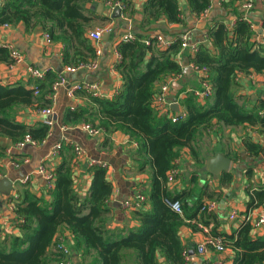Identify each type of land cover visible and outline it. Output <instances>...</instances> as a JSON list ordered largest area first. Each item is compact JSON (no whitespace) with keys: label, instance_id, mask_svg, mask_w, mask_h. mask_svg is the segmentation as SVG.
I'll use <instances>...</instances> for the list:
<instances>
[{"label":"trees","instance_id":"trees-1","mask_svg":"<svg viewBox=\"0 0 264 264\" xmlns=\"http://www.w3.org/2000/svg\"><path fill=\"white\" fill-rule=\"evenodd\" d=\"M92 1L2 0L0 27L22 24L26 31L40 27L52 41L62 44L63 63L75 66L95 59L96 48L86 34L92 14L85 6ZM101 1L105 4L116 0ZM184 1L196 19L211 6V0ZM243 1L226 0L223 6L237 11ZM124 5L122 13L132 15L130 0H124ZM180 5L179 0H145L139 12L138 30L133 33L135 40L120 41L115 48L120 56L115 70L121 77L117 95L92 98L77 91L76 96H85L86 104L68 108L62 118L64 126L89 124L98 129L104 137L102 149L110 145V137L116 133L136 145L130 157L134 168L139 172L149 171V182L141 187L147 205L131 213L137 226L107 228L111 211L108 202L113 193L107 168L101 164L84 165L91 173V183L87 196L80 197L74 189V144L60 142L55 158L61 160L50 173L51 181H46L45 194L49 200L33 196L26 185L16 191L15 200L10 198L15 216L13 225L18 234L0 236V264H57L64 257L54 250V242L58 234L64 233L69 236L71 253L80 256L81 264H125L129 260L134 264H187L188 251L179 237L180 227L184 220L198 221L200 213L201 218L213 216L202 210L203 190L195 198L191 192H171L168 172L177 167L175 161L183 149L189 150L194 159L198 158L203 135L240 126L264 135V102L252 105L248 99L236 95L239 74H264V46L253 39L251 25L240 12L231 27L224 23L212 25L207 31L209 45H200L191 54L181 48V35L161 48L156 38L149 36L152 27L160 21L182 23ZM185 58L200 72L199 82H206L211 94L200 101L193 92H184L178 100L183 116L173 122L153 106L159 91L156 85L182 75L181 60ZM9 62L7 48L0 45V64ZM56 78V74L46 73L45 80L36 84L38 96L34 95V89L19 84L0 85V136L15 145L26 135L34 146L47 139L49 126H24L12 116L20 108L33 106L41 110L52 106L51 85ZM252 138L247 136L242 146L250 156L257 157L263 148ZM222 180L229 183L231 176L225 173ZM196 182L197 177L192 175L190 183ZM188 198L192 200L190 206L186 202ZM164 200L179 202L182 215L172 211ZM257 208L264 209V188L250 194L247 210ZM216 231L214 227L212 236L223 238L232 251V264H264V237L253 236L256 229L251 221H243L231 236Z\"/></svg>","mask_w":264,"mask_h":264},{"label":"crops","instance_id":"crops-1","mask_svg":"<svg viewBox=\"0 0 264 264\" xmlns=\"http://www.w3.org/2000/svg\"><path fill=\"white\" fill-rule=\"evenodd\" d=\"M179 1L182 23L167 24L160 21L152 27L149 36H161L165 40H173L176 36L185 34L189 47L186 52L191 54V47L198 48L200 45H209L207 31L212 25L224 23L231 27L236 20V14L242 12L244 19L251 25L253 39L264 46V0H254L251 10L247 12L243 11L241 7L237 11L225 8L223 2L226 0H211L206 17L200 20L190 12L184 0ZM144 2L145 0H130L134 12L132 15H124L121 12L119 18H113L114 12L110 17L106 5L101 0L88 3L85 9L92 14V21L89 24L87 36L95 29L105 26H110L112 31L109 34H103L101 41L97 44L88 37L91 44L100 51L97 68L71 74L65 72L62 44L53 41L52 44L47 45L43 37L45 32L40 27H35L30 31H26L22 24L0 27V43L12 45L24 55L25 60L24 64L11 71H8L4 64H0L1 86L12 87L19 84L32 90L38 82L28 77L25 71L26 66H33L40 71L53 73L57 76L63 74L66 79L63 90L57 92L52 106H50L52 107L50 115H43L33 106H29L18 109L12 116L16 123L28 127L44 124L45 120L52 121L50 133L41 145L28 144L27 147L25 146L19 151L10 139L0 136L1 238L8 234H18V230L13 225L15 216L10 209V198L16 194L18 189H21L22 185H26L27 190L33 196L49 200V196L45 194L46 178L39 170L43 168L46 173L53 172L61 159L52 157L51 152L53 146L59 142H71L84 151L81 165L74 168V189L80 197L87 196L91 183V173L84 169V165L91 163L107 166V177L113 188L112 196L108 202L111 211L108 214L107 228L129 229L137 226L131 212H126L121 207L123 202L133 196L138 187L143 188L144 185L146 187L149 182V171H137L131 161L130 157L136 150V145L123 134L116 133L110 137V145L105 147L106 149H102L101 144L104 138L102 135L90 137L77 128L80 125L77 127L64 126L62 118L68 108L83 106L87 102L85 96L69 95V90L74 86L98 84L107 98H112L113 92L119 90L121 77L114 68L115 48L121 41L122 35L133 34L138 30L136 25L140 20L139 12ZM207 42L208 44H206ZM181 65L183 73L179 79L170 82L168 93L169 98L177 100V102L184 92L199 88L200 83L198 73L186 58L181 60ZM160 83L156 85V88H159ZM236 95L241 99H248L252 105L264 102V74L251 75L250 77L240 75L236 85ZM171 111L172 114L179 115L183 109L178 104V111ZM54 124L57 125V129ZM247 136L253 137L252 139L263 148V152L257 157L250 156L243 149L242 142ZM90 150L93 155L99 157V161L88 158ZM216 154H222L230 160V167L225 172L231 176L229 183L222 180V175L225 173L212 176L205 170V161L213 158ZM102 158L106 159V162ZM178 159L177 168L180 177L174 183H168L169 190L173 193L191 192L194 198L203 190V202L206 200L216 202V212L212 214V219L201 218L200 213L196 218L198 221L184 220V225L179 229V237L188 251L187 264H232L230 259L232 251L229 248L224 254L209 251L199 255L196 252V246L205 237L212 236L214 227L217 228L218 234L231 236L243 222L245 216H256L262 211V208L247 210V203L252 192L264 188V135L251 128L241 126L222 128L210 135H203L199 141L197 159H194L187 149L181 151ZM10 166L14 168V172L10 170ZM11 174L14 176L13 179ZM192 175L197 177V182L194 185L190 183ZM5 179L12 182L10 195L5 193ZM121 197H123L122 201ZM186 202L190 206L192 200L188 198ZM231 212L237 214L234 221L229 220ZM200 220L208 222V225H203ZM64 234L66 238L69 237L67 233ZM253 236L264 237V228L256 230ZM66 245L70 248L69 238L66 239ZM71 264H81L80 256L76 252L71 253ZM125 264H134V262L129 260Z\"/></svg>","mask_w":264,"mask_h":264},{"label":"built area","instance_id":"built-area-1","mask_svg":"<svg viewBox=\"0 0 264 264\" xmlns=\"http://www.w3.org/2000/svg\"><path fill=\"white\" fill-rule=\"evenodd\" d=\"M253 2H254V0H244L240 7L243 11L247 12V11L251 10V8L253 6ZM1 3H2V0H0V5H1ZM105 5H106V8L108 9V15L110 17L113 14L114 10L119 9L122 12V10H124V8H125L124 0H116L115 2H106ZM208 10L209 9L205 10L201 14L199 20L206 17ZM4 26H8V25H4ZM111 31H112V28L110 26H105L103 28H97L94 31L90 32L88 37L90 38V40L94 41L97 44L101 41L103 34H109V33H111ZM43 37H44V41L47 45H50L53 43L49 34L44 33ZM153 37L156 38V40L160 44L161 48H166L172 42V40H165L161 36H153ZM133 40H135V37L132 33H125L121 37L122 42H131ZM145 44L147 45L148 41H145ZM0 45L7 48L8 53H9L10 62L8 64H4L5 68L8 71H11L14 68H16L17 66L25 63L24 55L21 52H19L18 50H16L14 47H12V45L4 44V43H2V44L0 43ZM181 48L183 50L189 48L187 45V37L185 34L181 35ZM190 50L193 53L194 51L197 50V48L193 46L190 48ZM99 56H100V51L96 48L94 60L88 61V62H80L75 66H66L65 72L71 74V73H75V72L81 71V70H94L97 68ZM119 61H120V56L117 53H115L114 68H115V64H117ZM25 71H26L28 77L31 80H34L35 82L39 83V82H42L45 80L46 73L43 71H40L39 69H37L33 66H26ZM195 71H197V70H195ZM197 73H198L199 77H201L200 72L197 71ZM240 75L241 74H239V76ZM239 76L236 78L237 82L239 80ZM250 76L251 75H248V77H250ZM180 77H181V75H176V76L169 78L166 82L161 83V85L159 86V91H158V93L155 97V100L153 102L154 108L160 114L167 115L168 118H170L171 121H173V122L177 121L178 116H183V112L179 115L178 114L174 115L171 113L172 107L174 106V104H178V102L176 100H172L169 98V95H168L169 84L172 81H176ZM65 83H66L65 76L63 74H59L57 76L56 80L51 85V99H52V101L55 99V96L58 92V87L60 85H64ZM199 85H200V87L198 89H194L191 91L188 90L187 92H193V94L200 101H205L210 96L211 89L206 82H200ZM36 86L37 85H35L33 88L34 89V95L38 96L39 90L37 89ZM77 91H81L85 95L92 97V98H107V96L102 93V90L100 89L98 84H82L81 86H74L69 90V95L73 96V95H75V92H77ZM117 93H118V90H115L113 92L112 97L117 95ZM38 111H39V113H41L43 115H50L52 113V107L44 108V109H41ZM44 124L46 126L51 127L53 123L50 120H48V121L45 120ZM80 129H81V131L85 132L90 137H99L100 136V131L98 129L92 127L89 124L80 125ZM64 143H69V142H64ZM28 144L33 145V146L35 145L34 142L32 141V139L30 138V136L26 135V136H24L22 141L18 142L15 145V147L17 149H22ZM60 148H61L60 142L55 144L53 146L51 156L52 157L57 156L59 151H60ZM73 151L75 154L74 159H73V168H77L82 163V160L84 158V151L79 146H77L76 144L73 145ZM178 162H179V159H177L175 161V165H177ZM90 165H96V164L90 163ZM101 165L104 168L107 167L105 164H101ZM39 172L44 176V178H46V181H48V182L51 181L52 177H51L50 173H46L43 168H41L39 170ZM178 174H179V170L177 167H174L173 169H171L167 175L168 183H170V184L174 183L175 180L177 179ZM12 197H13V200H15L17 198L16 194H14ZM164 202L172 211H174L175 213H177L179 215H182V208H181V205L179 202H171L169 200H164ZM146 205H147V200H146L145 195L143 194V190H142V188L138 187L135 190V192L133 193V196L129 200H126L125 202H123L121 204V207L124 211L132 213L134 211H138V210L142 209V207H146ZM10 209L13 211V201H10ZM202 210H205L207 213L214 214L216 212V202L212 201V200H206L205 202H203ZM236 217H237V214L235 212H231V214L229 216V220L234 221L236 219ZM245 220L251 221L256 230H258L260 228H264V209H262V211L260 213H258L256 216H252V217H251V215L245 216L243 218V221H245ZM1 235H2V232H0V236ZM66 239L67 238H66L65 234H58L55 238L54 250L56 252L62 254L64 257L57 264H71V251H70V248L66 245ZM227 248H228V246L224 242L223 238L215 237V236H207L204 238V240L201 243H199L196 246V252L199 255H203L209 251L216 253V254H224L225 251L227 250Z\"/></svg>","mask_w":264,"mask_h":264},{"label":"water","instance_id":"water-1","mask_svg":"<svg viewBox=\"0 0 264 264\" xmlns=\"http://www.w3.org/2000/svg\"><path fill=\"white\" fill-rule=\"evenodd\" d=\"M103 7L102 5L100 6ZM121 11L119 9L114 10L113 18H119ZM208 44V42L206 43ZM174 112L178 111V104H174L172 107ZM230 167V160L223 156L222 154H216L213 158H210L205 161V170L209 172L212 176H218L221 173H225L228 171ZM4 184L6 185L5 193L10 195L12 192V182L8 179L4 180Z\"/></svg>","mask_w":264,"mask_h":264},{"label":"rangeland","instance_id":"rangeland-1","mask_svg":"<svg viewBox=\"0 0 264 264\" xmlns=\"http://www.w3.org/2000/svg\"><path fill=\"white\" fill-rule=\"evenodd\" d=\"M63 90V85H60L59 87H58V91H62ZM54 126H55V128L57 129L58 127H57V125H55L54 124ZM77 127V126H76ZM78 129H80V127L78 126L77 127ZM81 130V129H80ZM85 133V132H84ZM87 135V134H86ZM206 138H209V137H206ZM27 147V146H26ZM23 149V148H22ZM17 150H19V149H17ZM20 151V150H19ZM88 158L89 159H91V160H94V161H99L98 159H99V157H97L96 155H93L92 154V152H91V150L89 151V154H88ZM103 159V161H105L106 162V159L104 160V158H102ZM111 164H113V163H111ZM21 166H23V164H21ZM10 170L12 171V172H14V168L13 167H11L10 166ZM16 171V170H15ZM11 178L13 179L14 178V176L11 174ZM123 200V197H121V201ZM120 201V200H119Z\"/></svg>","mask_w":264,"mask_h":264}]
</instances>
